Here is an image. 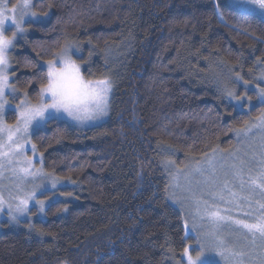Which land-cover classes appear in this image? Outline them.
<instances>
[{"label": "trees", "instance_id": "trees-1", "mask_svg": "<svg viewBox=\"0 0 264 264\" xmlns=\"http://www.w3.org/2000/svg\"><path fill=\"white\" fill-rule=\"evenodd\" d=\"M33 7L42 19L27 24L12 52L21 93L37 98L33 75L46 72L41 62L70 38L86 47L87 79L110 73L115 81L102 124L55 120L33 136L44 171L75 184L58 187L60 202L48 204L43 220L33 215L31 230H0V264H175L187 238L170 200L168 162L229 150L237 130L264 112L256 96L264 88V19L228 0H33ZM228 91L251 105L238 106ZM6 121L14 123V112Z\"/></svg>", "mask_w": 264, "mask_h": 264}, {"label": "snow or ice", "instance_id": "snow-or-ice-1", "mask_svg": "<svg viewBox=\"0 0 264 264\" xmlns=\"http://www.w3.org/2000/svg\"><path fill=\"white\" fill-rule=\"evenodd\" d=\"M247 5L257 6L264 12V0H244ZM33 0H18L17 4L8 8L7 5L0 0V176H3L6 170V164H11L14 160L24 163L26 167L12 168V175L17 177L19 183L16 187L23 192V184L31 178L33 185L30 191L21 197H15L16 203L6 202L3 198L2 190H0V211L3 210L5 204L9 209V215L13 221H17V217L28 213L29 203L34 202L37 211L41 214L45 213L46 204H51L56 200L57 189L60 186L74 185L75 181L69 175L67 177H56L53 174L44 171L43 167L34 168L33 158L37 154V146L31 142L33 130L38 129L40 125H47L49 122H55L56 116L63 112L67 116L72 117L78 124H84L90 120H96L108 115L109 101L108 96L112 91L113 85L108 79H86L81 72V62L72 59L68 53L71 45L62 46V51L55 54V58L46 61L47 70H40L39 75H33V79L40 81L39 89L34 90L36 99L29 97L28 89L21 93L12 83L16 79L15 73L10 72L12 67L9 57V49L16 47L14 41L18 34L28 31L23 25L25 18L28 16L36 17L37 13L32 11ZM52 7L51 4L48 5ZM219 5H217V8ZM47 15V13H44ZM219 15V13H218ZM222 18V16H221ZM12 28V34L9 36L6 32ZM67 40L65 42H69ZM93 52H89L91 56ZM259 59V58H258ZM107 63V60H105ZM264 80V75L260 77ZM243 80V77L237 74V82ZM31 83V80L29 81ZM249 82L244 81V87L247 89ZM23 96L14 106L15 121L7 123L4 120L5 110L12 103L8 99L9 96L15 100L18 96ZM227 95L236 100L237 105L244 107L246 101L251 105L252 98L245 95L236 96L233 91H228ZM257 99L264 104V88H259L256 93ZM252 127H256L264 131V112L257 117L254 124L245 122L243 129L237 130L238 134L243 132L247 135ZM31 145L33 157H26V148ZM264 149V144H262ZM261 160L255 170L251 167L247 171V180L244 179V168L249 163L241 160L239 167L232 165L233 176L240 181V193L233 192L229 188L228 182L225 181L218 191H210V195L218 198L219 201L227 203L229 208L221 209L218 205H210L207 201H197V214L201 221L207 217V223L210 230L203 233V239L212 241L210 244L201 243L199 235L201 229L193 223L192 230L198 233L197 244L199 246V254L193 259L191 255L192 245L185 246L182 258L187 257L186 264H204L203 256L205 252H217L221 256H225L228 252L225 247V240L220 238L219 233L224 226H236L240 230H246L253 237L257 235L264 241V150L261 151ZM24 158L21 161V158ZM39 162L43 165V154H39ZM39 183H36V181ZM52 191L53 195L47 197L46 200L37 199L38 195H42L45 191ZM227 190L229 199H226L224 192ZM247 191L248 195H242ZM259 192L260 200L255 201L253 207V196ZM60 196L70 198L72 192H60ZM248 204L249 210L244 212L243 219L237 218L236 213L242 209L239 201ZM203 203V209L199 204ZM59 212L68 211L67 205ZM232 213V214H229ZM251 220L252 222H249ZM237 255V253H232ZM181 264H184L183 259Z\"/></svg>", "mask_w": 264, "mask_h": 264}, {"label": "rangeland", "instance_id": "rangeland-1", "mask_svg": "<svg viewBox=\"0 0 264 264\" xmlns=\"http://www.w3.org/2000/svg\"><path fill=\"white\" fill-rule=\"evenodd\" d=\"M3 2L7 5L8 8H11L12 5L18 3V0H3ZM228 2L232 7L237 8L240 11L254 13L264 19V12H262L257 6L247 5L244 0H228ZM31 10L34 11V7H32ZM41 19L42 18H39V16L37 15L36 17L28 16L25 18V23L23 26L28 29L27 24L37 22ZM12 30L14 29L10 27L6 34L11 35ZM27 33L28 32L17 35V39L14 41L16 46L18 41L27 36ZM69 40L72 41L71 38ZM78 44L80 46V51H74V56L78 62H81V72L84 75V66L82 59L84 58V56H86V47L82 45V43ZM15 48L9 49L11 65L12 52ZM87 48L91 49L92 45L87 43ZM114 51L115 52L111 55H118V63L120 54L118 52V49ZM111 55H109L110 58L114 60L113 56ZM45 62L46 61L41 62L40 66L47 70V65ZM11 70L12 68H10V72ZM108 74L109 78L102 79H108L114 86L115 80L114 78H112V74ZM84 77L86 78V76ZM112 91L108 96L109 106ZM22 98V95L18 96L15 100H12L11 96L8 97V99L11 100L12 103L5 110V121L8 113L14 112L15 104L18 103ZM107 117L108 115L96 120L87 121L81 125L72 121L67 117L66 114L61 112L56 116L55 120L65 121L79 129H87L102 124L107 119ZM255 122L256 120L251 122L250 125L254 124ZM47 127L48 124H42L38 129L33 130L30 137L31 142L33 143V136L39 130H45ZM236 139L237 141L233 144L232 147H230L229 150L218 149L202 158H188L187 162L183 166L177 163L174 164L172 162H168L170 171V200L172 204L175 207L179 208L183 213L187 246L192 245L191 255L193 259H195L200 251L197 244L198 233L192 230L193 223H195L197 227L201 229L199 233V235L201 236L200 242L206 245L212 243V241L204 240L202 238L203 233L210 230V225L207 223V217H204L203 221L199 219V216L197 214V201H207L208 204L218 205L221 209L229 208V205L227 203L221 202L218 200V198H214L213 196H211L210 191H218L223 186L224 182L227 181L231 191L240 193V181L239 179L234 178L233 169L231 166L235 164L239 167L241 160L249 162L244 168V179L247 180L248 168L251 167L255 170V168L260 163V153L262 150H264L262 149V144H264V131L256 127H252L251 131L247 135H245L243 132H240L239 134L236 133ZM39 154L40 153L37 151L36 156L33 158L34 168L43 167V165H41L39 162ZM25 155L26 157H33L30 144L26 148ZM23 159L24 158L22 157L21 161H23ZM26 166L27 165L22 162L18 164L15 160L11 164H6V170H4L3 176H0V190H2L3 198L6 202L12 203L14 205L17 202L16 199H14L15 197L22 198L25 193L31 190L33 185V181L31 178H28V182L22 185L24 191L21 192L16 187L17 183H19L17 177L12 175V168ZM36 183H39V181L37 180ZM46 193L49 192L45 191L42 195H38L37 199L44 200L42 197ZM248 194L249 193L247 191L242 193V195ZM224 195L226 199H229L227 190L224 192ZM252 199L253 207H255V201L261 199L259 192H257ZM239 203L242 205V209L237 212L236 215L237 218L243 219L245 218L244 212L248 211L249 208L248 204L244 201L241 200L239 201ZM47 207L48 204H46L45 211ZM199 207L203 209V203H200ZM33 215L38 221L43 220L45 217V214H41L37 211V206L35 205V203L30 202L28 213L18 216L17 221H13L9 215V209L6 203L3 210L0 211V230H4L5 228L18 230L23 227H25V229L27 230H31L37 222L33 220ZM249 222L252 221L249 220ZM219 235L220 238L225 240L226 242L225 247L228 250L227 254L225 256H221L217 252L206 251L203 256L204 264H264V241H261L258 235L256 237H253L250 233H247L246 230H240L236 226H224ZM232 253H237V255H232ZM182 259L184 264H186L187 257L182 258V256L175 264H181Z\"/></svg>", "mask_w": 264, "mask_h": 264}, {"label": "clouds", "instance_id": "clouds-1", "mask_svg": "<svg viewBox=\"0 0 264 264\" xmlns=\"http://www.w3.org/2000/svg\"><path fill=\"white\" fill-rule=\"evenodd\" d=\"M10 36V35H9ZM68 44L71 45V48H70V51L68 53V55L72 58V59H75V56H74V51L75 52H78L80 51V46L77 42H74V41H69V42H65L64 43V47H66ZM62 51V47H60L57 51V54H59L60 52ZM76 60V59H75ZM69 119H71L72 121L78 123L76 120H74L72 117L70 116H67Z\"/></svg>", "mask_w": 264, "mask_h": 264}]
</instances>
